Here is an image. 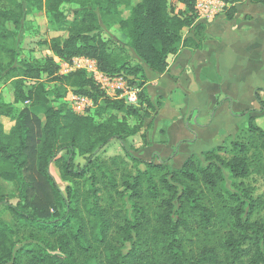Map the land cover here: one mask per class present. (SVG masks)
<instances>
[{
  "label": "trees",
  "instance_id": "trees-1",
  "mask_svg": "<svg viewBox=\"0 0 264 264\" xmlns=\"http://www.w3.org/2000/svg\"><path fill=\"white\" fill-rule=\"evenodd\" d=\"M3 2L0 83L11 78L13 101L0 99V117L14 120L17 103L29 108L8 131L0 122V179L13 190L12 194L0 190V206L13 219V229L7 226L3 237L8 240L12 234L20 242L28 241L16 250L19 257L11 264H264V218L254 217V211L263 208L264 197L254 198L249 191L240 194L232 183L264 173V129L254 116L248 118L243 134L227 145L189 156L179 168L165 161H145L123 147L130 167L121 156L101 160L98 152L112 139L139 131L142 109L154 108L144 89L138 92V103L130 105L106 95L83 70L57 74L51 57L43 62L18 60L17 31L28 15L43 11L52 29L66 31L63 39L46 41L54 56L92 57L103 73L132 76L128 85L141 88V65L132 63L123 45L101 37L99 15L130 6L129 16L120 18L117 26L133 54L163 73L169 54L199 45L182 37L183 28L194 26L198 17L194 0H139L133 5L132 0ZM178 3L182 8L175 10ZM64 4L77 5L72 18L61 9ZM195 28L200 31L199 25ZM41 71L55 74L52 80L69 91L89 97L95 105L91 113H110L96 122L94 115L76 114L66 103L53 106L38 76ZM24 79L35 82L25 89ZM255 98L262 111L258 91ZM31 109L40 111L39 116ZM128 116L138 122L131 126ZM76 156L86 157L85 164L76 166ZM52 165L67 182L64 190ZM227 181L234 190L226 187ZM29 198H35L31 211ZM206 239L204 247L187 248Z\"/></svg>",
  "mask_w": 264,
  "mask_h": 264
},
{
  "label": "crops",
  "instance_id": "crops-1",
  "mask_svg": "<svg viewBox=\"0 0 264 264\" xmlns=\"http://www.w3.org/2000/svg\"><path fill=\"white\" fill-rule=\"evenodd\" d=\"M182 37L199 45L169 54L163 73L133 57L144 72L139 90L146 91L154 108L142 109L139 131L119 140L141 159L165 161L171 168L227 145L246 131L250 116L259 125L264 108L259 111L255 92L264 101V2L227 0L215 17L198 15Z\"/></svg>",
  "mask_w": 264,
  "mask_h": 264
},
{
  "label": "rangeland",
  "instance_id": "rangeland-1",
  "mask_svg": "<svg viewBox=\"0 0 264 264\" xmlns=\"http://www.w3.org/2000/svg\"><path fill=\"white\" fill-rule=\"evenodd\" d=\"M139 0H132L131 4H135ZM4 2L3 0H0V7L3 8ZM6 6V5H5ZM177 7H175V10L178 8H182V4H176ZM61 9L66 13L69 18H72V12L77 9V5L75 4H64L61 6ZM130 14V6L125 7L121 6L117 9V11L108 13V14H101L99 15V34L104 40H110L113 42L114 45H123L125 47L126 52L131 55V58H133L135 55L133 54L132 50L127 45V38L122 30H120L117 26V21L120 18H127ZM9 28H12L11 24H8ZM18 33V47H19V57L18 60H35L38 62H43L46 58H53L54 62L57 61V57L54 56V54L49 50L48 45L46 44V41H48L52 37H60L64 38L66 36L65 29H52L49 25L47 18L45 16V13L38 12L34 15H28L26 20L24 21L23 26L17 31ZM132 63H136L135 59H132ZM147 67V66H146ZM150 69V68H149ZM151 70V69H150ZM153 71V70H151ZM155 72V71H153ZM57 73V71H56ZM157 73V72H156ZM47 72L41 71L38 76L41 80L45 82V90L47 93V96L49 97V100L51 104L55 107H60L64 103H67V96L69 94V88H67L65 85L61 84L58 81L52 80L54 75L47 76ZM127 79H132V76H126ZM11 78L6 77L3 82L0 83V99H3L6 102L13 101V87L11 86ZM35 80L33 79H24L23 80V86L25 89L29 88ZM134 87L138 88L137 85H134ZM28 108L27 103H17L14 105L15 111H14V120L16 117H18L21 113V111L24 108ZM29 109V108H28ZM33 113H35L37 116H39L40 111H34L31 109ZM94 113V112H93ZM90 113L91 115H94L96 122L102 121L108 113L102 114V115H96ZM119 117L123 116L122 114H118ZM125 118V116H124ZM127 119H132L136 122H138L137 118L127 117ZM14 120H11L7 116H1L0 122L2 123L3 127L7 130L11 125L14 124ZM259 125L264 129V114L259 118ZM199 155V154H197ZM113 156H121L125 159H127L129 166L132 167V162L125 156L124 150L122 148L121 142L118 139H112L104 148H102L98 152V157L101 160H107L110 157ZM86 157L84 156H76L74 159L76 166H82L85 164ZM141 169H144V166H139ZM51 172L56 178V181L59 185V187L64 190L65 185H67V182L62 181L59 177V169L56 165H52L50 168ZM232 183H235V189H237V192L240 194H244L246 191H249L251 195H253L254 198H257L258 196L264 197V173L258 174V173H252L250 176H248L245 179H238L235 182L232 181ZM226 187L229 190H234L231 182L227 181ZM0 190L3 193L6 194H12L13 190L10 184H7L3 182L0 179ZM35 199V198H34ZM33 198H29L27 209L28 211H31L32 209V202H34ZM12 203L16 202V199H11ZM254 217L264 218V206L262 209H256L254 211ZM9 226L10 229H13V219L11 217V214L8 210L2 205L0 206V263L4 260L7 264H11L14 260L18 259V255L16 256V250L23 245V243L28 241H18L16 236H12L10 234L8 237L9 239L6 240L3 235L6 231V227ZM209 240L194 242L192 244H187L188 249H197L200 247H204L206 243H208ZM12 246V247H11ZM10 249V252L8 251Z\"/></svg>",
  "mask_w": 264,
  "mask_h": 264
},
{
  "label": "built area",
  "instance_id": "built-area-1",
  "mask_svg": "<svg viewBox=\"0 0 264 264\" xmlns=\"http://www.w3.org/2000/svg\"><path fill=\"white\" fill-rule=\"evenodd\" d=\"M195 10L199 16L213 18L224 11L227 0H194ZM57 74L65 75L77 70H83L93 77L99 88L109 97L123 99L125 103H138L139 89L128 85L123 76H109L103 73L97 61L88 56H75L69 60L57 59ZM69 108L76 114L86 115L94 109V102L87 96L69 91L67 96Z\"/></svg>",
  "mask_w": 264,
  "mask_h": 264
}]
</instances>
